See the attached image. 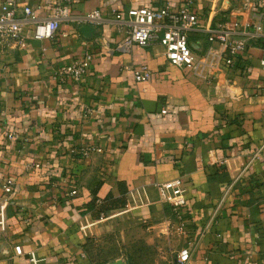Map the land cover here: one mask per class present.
Here are the masks:
<instances>
[{
	"label": "crops",
	"instance_id": "0c3cea01",
	"mask_svg": "<svg viewBox=\"0 0 264 264\" xmlns=\"http://www.w3.org/2000/svg\"><path fill=\"white\" fill-rule=\"evenodd\" d=\"M186 1L69 0L71 14L98 10L103 20L63 22L41 41L26 25V47L0 60V197L2 180L15 181L0 264H31L30 254L36 264H97L93 243L119 247L103 264H127L125 247L165 246L176 234L169 264L186 247L193 264H264V42L239 34L249 46L229 68L216 64L224 47L207 42L210 30L249 22L262 0H190L193 71L166 62L159 44L125 53L129 27L110 15ZM86 55L81 83L55 79ZM140 67L145 83L132 76ZM175 179L188 185L180 220L156 188Z\"/></svg>",
	"mask_w": 264,
	"mask_h": 264
},
{
	"label": "built area",
	"instance_id": "2783aa9c",
	"mask_svg": "<svg viewBox=\"0 0 264 264\" xmlns=\"http://www.w3.org/2000/svg\"><path fill=\"white\" fill-rule=\"evenodd\" d=\"M69 0H40L34 8L21 0H5L0 3V60L11 51H20L26 47L23 30L26 25L31 26L32 39L36 41L51 39L59 30L60 24L70 22L77 25H96L102 20V13L98 10L87 12L83 15H73L68 8ZM261 6L251 11V20L247 23H232L231 30L223 26L210 30L207 42L212 45L218 43L224 47V51L217 54L216 64L218 68H229L235 65L239 56L246 51L249 44L236 39L239 34H246L253 41L264 42V0L259 2ZM190 0L185 5L173 10L169 6H163L156 10L148 7L129 9L127 14L111 11L110 15L118 22L126 21L128 31L121 43L125 53H130L133 47L148 48L153 44H159L163 49V56L170 65L193 71L197 68L196 55L192 52L188 37L198 30L199 17L190 11ZM43 11L45 17L36 15L37 11ZM126 19V20H125ZM90 56L59 67L55 72V79L61 83H81L89 71ZM259 67L264 72V58L259 61ZM215 74V72L212 71ZM133 79L137 83L147 82L150 73L146 67H140L133 71ZM264 87V81H263ZM161 114H166L162 110ZM94 151V147H86L79 154L83 159H88ZM15 188V181L7 178L2 180L0 197V237L6 233V208L10 195ZM159 202L170 208L177 219L180 220L181 210L187 206L188 185L179 179L156 184ZM75 191L70 195L74 196ZM192 251L186 247L181 249L175 258L176 264H193ZM29 262L36 264L37 260L30 254Z\"/></svg>",
	"mask_w": 264,
	"mask_h": 264
},
{
	"label": "rangeland",
	"instance_id": "374dc122",
	"mask_svg": "<svg viewBox=\"0 0 264 264\" xmlns=\"http://www.w3.org/2000/svg\"><path fill=\"white\" fill-rule=\"evenodd\" d=\"M179 235H175L173 240L161 246L160 242L151 244L152 242L144 241L142 245L136 247H125L123 250V256L127 259V264H169L172 256L170 250L176 245V240ZM89 254L98 261L97 264H103L102 260H105L113 255L117 254L119 247L115 244L102 245L100 243H93L89 247Z\"/></svg>",
	"mask_w": 264,
	"mask_h": 264
},
{
	"label": "water",
	"instance_id": "95a60500",
	"mask_svg": "<svg viewBox=\"0 0 264 264\" xmlns=\"http://www.w3.org/2000/svg\"><path fill=\"white\" fill-rule=\"evenodd\" d=\"M89 31H91V29L90 28H88V27H83L82 29H81V32H85V33H87V32H89ZM113 264H123L120 260H118V261H116L115 263H113ZM176 264V263H175Z\"/></svg>",
	"mask_w": 264,
	"mask_h": 264
}]
</instances>
